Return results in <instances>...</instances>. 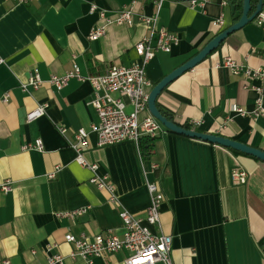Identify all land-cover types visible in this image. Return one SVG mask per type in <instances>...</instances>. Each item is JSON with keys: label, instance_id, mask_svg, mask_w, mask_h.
<instances>
[{"label": "crops", "instance_id": "0c3cea01", "mask_svg": "<svg viewBox=\"0 0 264 264\" xmlns=\"http://www.w3.org/2000/svg\"><path fill=\"white\" fill-rule=\"evenodd\" d=\"M134 0H0V184L10 179L12 189L0 187V264H48L46 245L58 243L53 253L69 254L73 245L65 234L124 235L120 212L145 216L150 204L147 181H155L164 195L161 231L172 236V264H264V162L254 156L173 131L152 141L143 158L134 141L99 146L91 131L83 155L108 175L117 201L92 183V171L76 161L70 145L82 127L99 122L89 81L72 78L58 90L49 80L79 65L84 75L104 74L112 65H129L135 44L151 34L140 15H156L153 0H137L132 25L113 23L93 40L92 30L103 24L92 4L115 14ZM242 1L243 0H237ZM226 2V3H224ZM258 0H252L257 4ZM164 0L151 36L154 57L146 65L147 92L166 75L199 53L242 11L232 13L229 0ZM243 7V3H242ZM224 16V27L213 21ZM161 28L179 35L170 52L158 48ZM252 67L264 64V27L253 21L234 31L194 68L172 81L157 105L178 123L199 121V131L225 135L264 150V114L254 115L258 93L248 80L223 65L225 57ZM1 59L3 61H1ZM37 70L45 81L26 93L21 83ZM5 93L8 101H2ZM127 102L128 99L125 97ZM47 103V113L31 122L25 113ZM250 112L240 114L233 106ZM58 126H65L63 135ZM42 139L44 149L23 145ZM153 163L157 168H153ZM241 164L247 181H233ZM57 166L61 169L50 178ZM89 207L75 219L57 212ZM154 233L158 232L151 226ZM127 251L95 259L93 264H126ZM66 264H89L82 258Z\"/></svg>", "mask_w": 264, "mask_h": 264}, {"label": "built area", "instance_id": "2783aa9c", "mask_svg": "<svg viewBox=\"0 0 264 264\" xmlns=\"http://www.w3.org/2000/svg\"><path fill=\"white\" fill-rule=\"evenodd\" d=\"M19 3L29 4L35 0H18ZM157 4V13L153 16L145 14L140 18L146 22L151 28V34L145 36L135 44V52L137 58L129 65L114 64L104 74L100 75H84L79 65L74 64L73 69L68 70L63 75H51L49 82L58 90L64 88L72 78L80 81H89L94 90V95L89 104L93 105L98 113L99 122L91 125V130L84 127L80 128L75 136V141L70 145L76 151V161L81 165L88 167L93 175L91 182L96 184L100 189H106L111 196V201H117L115 189L108 175H100L98 173V164L89 163L84 155V146L87 145V138L91 131L97 133V145L104 146L110 144L134 141L140 145L142 138L156 139L161 133L171 131L166 128L159 119L152 115L148 108L149 92L145 87L150 85V81L146 78V65L154 57V50L151 45V36L155 32V26L158 14L161 10L164 0H153ZM205 0H190V5H204ZM226 3V2H224ZM137 0L121 8L115 16L109 15L108 11L92 4L90 12H97L99 19L103 20V24L97 25L92 30L90 38L96 40L106 34L107 27L110 24H126L132 25L134 21V8ZM253 22L264 27V3L261 11L253 19ZM218 27H224L225 19L221 15L213 21ZM179 35L161 28L159 30L158 48L166 52L172 50V46L178 44ZM1 61H3L1 59ZM223 65L229 67L234 74L244 75L248 80H257L259 84H252L253 89L258 93L257 107L253 111L254 115L264 114V64L259 67H252L245 62H238L234 58L227 56L223 61ZM45 81L37 70L30 72L28 80L21 83L24 92L30 93L33 89H38ZM127 97L128 101L125 100ZM10 98L9 93H5L2 101L6 102ZM47 103H38L37 107L32 111L25 113V120L31 122L47 113ZM233 110L240 114H248L250 112L244 110L237 105L233 106ZM193 126H199L201 122H189ZM59 131L65 135L67 128L58 126ZM24 150L44 149L42 139L33 142H27L23 145ZM158 165L153 163V168ZM61 167L57 166L55 170L48 176L56 177ZM248 170L241 164H238L232 170V178L235 183L243 184L247 181ZM13 182L7 179L0 184L5 192L12 189ZM147 189L150 195V204L146 210L145 216H139L135 213L124 209L120 212V218L124 224V235L119 237L109 233L107 235H96L93 238L87 235H76L72 232L65 234V241L73 245V250L66 255L61 253H53V249L58 247V243L46 245V255L48 264H66L68 259L75 260L82 258L89 264H93L95 259L106 257L112 253L127 251L128 256L125 258L126 264H172L171 249L172 236L161 231V205L164 199L163 193L160 191L155 181H147ZM89 207L69 211L57 212L58 217H69L75 219L87 212ZM151 226L160 229L154 233ZM144 263H140L141 259H145ZM3 264H9L6 260Z\"/></svg>", "mask_w": 264, "mask_h": 264}, {"label": "water", "instance_id": "95a60500", "mask_svg": "<svg viewBox=\"0 0 264 264\" xmlns=\"http://www.w3.org/2000/svg\"><path fill=\"white\" fill-rule=\"evenodd\" d=\"M263 3L264 0H258L257 4L254 5L252 3V0H243L242 13L236 22L221 30V32H219L199 53H197L194 57L189 59L180 67L176 68L170 74L166 75L161 81H159L154 86L149 95L148 108L152 115L159 119L160 122L166 128L173 132L197 139H202L204 141L218 144L227 148H231L243 152L245 154L254 156L264 162L263 149L238 141L225 135H218L194 129H187L180 125L178 122L174 121L171 117L166 116L157 105V99L159 95L172 81H174L187 70L192 69L197 64H199L211 52L216 50L221 45V43L228 37V35H230L236 30L243 28L248 23H251L256 17V15L261 11ZM229 5L232 8V13H235L237 7L234 4V0H229Z\"/></svg>", "mask_w": 264, "mask_h": 264}, {"label": "trees", "instance_id": "16d2710c", "mask_svg": "<svg viewBox=\"0 0 264 264\" xmlns=\"http://www.w3.org/2000/svg\"><path fill=\"white\" fill-rule=\"evenodd\" d=\"M242 1H237V0H234V4L236 5V7L238 8V10L242 11ZM239 16L236 17V19H238ZM221 32V31H219ZM218 32V33H219ZM166 116L168 117H171L167 112L165 111H162ZM172 118V117H171ZM180 125H182L183 127L187 128V129H194V130H199L197 127L193 126L191 123H189L188 121L186 122H182V123H179ZM154 139L152 138H142L141 141H140V151H141V154L143 156V158H149L150 155H151V149H152V141ZM231 149V148H229ZM233 152H235L236 154H244V155H248V154H245L243 152H240V151H237V150H234V149H231ZM250 156V155H248Z\"/></svg>", "mask_w": 264, "mask_h": 264}, {"label": "bare ground", "instance_id": "6f19581e", "mask_svg": "<svg viewBox=\"0 0 264 264\" xmlns=\"http://www.w3.org/2000/svg\"><path fill=\"white\" fill-rule=\"evenodd\" d=\"M144 260H147V258H145V259H141V260H140V263H144V262H145Z\"/></svg>", "mask_w": 264, "mask_h": 264}]
</instances>
